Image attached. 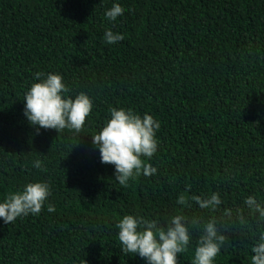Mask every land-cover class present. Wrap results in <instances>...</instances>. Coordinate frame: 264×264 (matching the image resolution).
Segmentation results:
<instances>
[{
  "label": "trees",
  "instance_id": "trees-1",
  "mask_svg": "<svg viewBox=\"0 0 264 264\" xmlns=\"http://www.w3.org/2000/svg\"><path fill=\"white\" fill-rule=\"evenodd\" d=\"M114 2L0 0V201L29 182L52 189L39 215L0 221V264H145L121 250L116 223L131 214L166 225L181 213L222 221L214 264H251L259 222L244 200L264 202V0H118L124 13L109 21ZM109 28L124 39L104 42ZM36 72L90 96L80 133L37 134L27 121ZM112 108L160 122L156 175L122 186L101 163L91 136ZM212 193L215 211L190 199ZM200 235L179 264H192Z\"/></svg>",
  "mask_w": 264,
  "mask_h": 264
},
{
  "label": "clouds",
  "instance_id": "clouds-1",
  "mask_svg": "<svg viewBox=\"0 0 264 264\" xmlns=\"http://www.w3.org/2000/svg\"><path fill=\"white\" fill-rule=\"evenodd\" d=\"M123 13L124 9L117 0L105 12V17L109 21H116ZM102 39L112 45L122 41L124 36L109 28ZM34 80L37 82L30 85L23 101L24 116L36 128L37 134L40 129L57 132L67 129L80 133L93 109L90 96L80 92L70 97L69 89L59 73L36 72ZM160 127V122L148 113L141 116L132 109L112 108L104 125L91 136L101 163L114 166L115 181L120 185L127 186L130 180L141 174H157V168L148 161L157 153L159 145L156 136ZM33 166L40 168L41 161L36 160ZM51 195L48 182L25 184L22 190L9 193L0 201V221L11 224L17 218L39 215ZM190 199L202 210L215 211L222 204L219 193H212L209 197L193 195ZM177 203L184 205L185 196L180 195ZM244 204L257 215L259 222L251 264H264V202L250 195L245 198ZM47 211L54 212V206L48 204ZM223 216L231 219V210L225 209ZM115 227L118 229L121 250L136 254L145 264H179V254L188 249L194 228L200 230L201 235L192 264H214L226 239L222 221L211 218L205 222L203 217L189 218L182 213L173 215L166 225H161L158 219L128 214Z\"/></svg>",
  "mask_w": 264,
  "mask_h": 264
}]
</instances>
